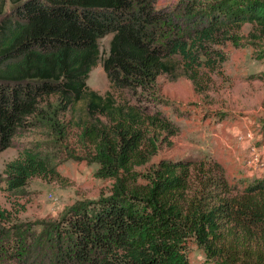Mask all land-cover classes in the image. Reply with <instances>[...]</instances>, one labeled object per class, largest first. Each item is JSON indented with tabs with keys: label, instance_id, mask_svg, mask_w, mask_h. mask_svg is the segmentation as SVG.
Listing matches in <instances>:
<instances>
[{
	"label": "trees",
	"instance_id": "16d2710c",
	"mask_svg": "<svg viewBox=\"0 0 264 264\" xmlns=\"http://www.w3.org/2000/svg\"><path fill=\"white\" fill-rule=\"evenodd\" d=\"M245 23L258 28L253 37L264 35V0H0V152L18 151L0 173L11 203H0V264H185L186 238L212 249L222 243L223 220L264 256V177L239 189L209 176L192 192L191 159H160L142 173L136 167L179 128L158 109L118 103L87 85L100 60L115 91L154 93L160 75L197 83L220 69L219 46L236 42ZM108 34L102 58L99 40ZM79 101L80 137L93 147L98 176L113 180L111 193L76 201L57 220L22 219L16 199L30 179L61 175L17 138L37 123L64 138L60 117ZM220 185L227 196L212 204ZM231 190L243 195L228 197Z\"/></svg>",
	"mask_w": 264,
	"mask_h": 264
},
{
	"label": "rangeland",
	"instance_id": "374dc122",
	"mask_svg": "<svg viewBox=\"0 0 264 264\" xmlns=\"http://www.w3.org/2000/svg\"><path fill=\"white\" fill-rule=\"evenodd\" d=\"M179 0H162L173 4ZM9 9V3L6 4ZM258 28L242 25L236 42L220 45L226 60L218 71H204L197 83L180 75L175 79L160 75L154 93L141 96L131 91H115L103 70L101 60L94 66L87 85L104 94L110 91L118 103L141 104L162 111L179 131L158 142L156 154L144 165L136 167L142 173L149 171L160 159H191L195 162L189 183L192 192L206 179L218 180L242 189L254 179L264 177V35L253 37ZM108 34L99 40L100 55H107ZM141 97V98H139ZM84 103L77 102L60 117L67 126L64 138L57 139L49 125H32L24 136L17 138L24 145L41 151L53 163L61 178L30 179L26 194L17 198L24 209L19 217L33 220H57L66 209L79 200L94 201L109 195L112 179L98 176V164L93 160V147L80 137L77 125L84 118ZM18 156L9 147L0 152V173L7 161ZM206 174H203L204 172ZM214 181V182H215ZM4 186V182H0ZM223 187L216 186L212 204ZM198 192V191H197ZM242 196L232 191L228 197ZM227 197V198H228ZM230 199V198H228ZM0 203L11 207L0 187ZM220 245L206 249L189 236L184 242L185 264H260L264 256L251 236L229 221H220ZM258 242V241H257Z\"/></svg>",
	"mask_w": 264,
	"mask_h": 264
}]
</instances>
